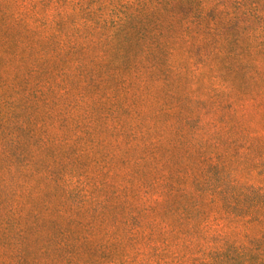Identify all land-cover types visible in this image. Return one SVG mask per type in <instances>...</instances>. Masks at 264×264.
<instances>
[{
  "label": "trees",
  "instance_id": "16d2710c",
  "mask_svg": "<svg viewBox=\"0 0 264 264\" xmlns=\"http://www.w3.org/2000/svg\"><path fill=\"white\" fill-rule=\"evenodd\" d=\"M0 196V264H264V0H0Z\"/></svg>",
  "mask_w": 264,
  "mask_h": 264
},
{
  "label": "rangeland",
  "instance_id": "374dc122",
  "mask_svg": "<svg viewBox=\"0 0 264 264\" xmlns=\"http://www.w3.org/2000/svg\"><path fill=\"white\" fill-rule=\"evenodd\" d=\"M86 167L79 166L78 171H84ZM56 177V174L54 175ZM39 187L45 188L49 196L59 197L61 194H65L66 201L64 206L68 209H75L77 213L82 217H88L92 214V180H88L85 176L76 175L69 177L64 185L48 182L39 183ZM61 197V196H60ZM3 198L0 196V204ZM86 205V208L81 206ZM81 213L83 215H81Z\"/></svg>",
  "mask_w": 264,
  "mask_h": 264
}]
</instances>
